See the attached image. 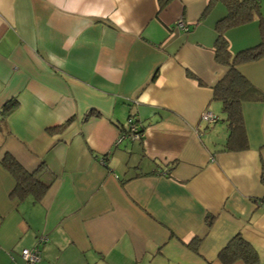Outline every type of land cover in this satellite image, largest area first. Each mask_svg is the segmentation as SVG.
I'll return each mask as SVG.
<instances>
[{"label": "crops", "instance_id": "0c3cea01", "mask_svg": "<svg viewBox=\"0 0 264 264\" xmlns=\"http://www.w3.org/2000/svg\"><path fill=\"white\" fill-rule=\"evenodd\" d=\"M158 3L0 0V111L17 100L0 113V264H23L24 247L35 264H222L236 233L264 261V99L241 103L247 147L227 149L213 93L228 69L214 56L226 7ZM224 35L231 54L255 45L257 18ZM237 67L264 91V57ZM5 153L50 181L39 200L10 196Z\"/></svg>", "mask_w": 264, "mask_h": 264}, {"label": "trees", "instance_id": "16d2710c", "mask_svg": "<svg viewBox=\"0 0 264 264\" xmlns=\"http://www.w3.org/2000/svg\"><path fill=\"white\" fill-rule=\"evenodd\" d=\"M168 0H158L159 9ZM226 13L215 23L216 38L214 42L215 59L227 66V72L214 86V98L221 102V109L226 115L228 136L225 147L229 150H238L247 147V136L242 121L241 103L246 100L264 99V91L259 90L251 84L247 78L239 71L238 65L243 62L264 57V16L261 13L259 0H222ZM205 12V11H204ZM203 12V14H204ZM257 18L260 40L253 46L242 48L231 54L228 49V41L224 31L228 27L237 26ZM17 104V100L10 99L2 107L1 116L7 115ZM131 116V115H129ZM133 117V116H131ZM137 124V131L142 132L140 124ZM70 119L58 125L48 127V131L62 130ZM124 134L129 133L128 127L124 129ZM122 134V133H121ZM123 134V135H124ZM122 136V135H121ZM1 165L13 176L14 186L10 191L11 197L18 199L30 195L34 200H39L47 190L50 181L43 180L39 175V167L32 171L25 169L19 161L10 153H5L1 159ZM211 221H208L209 225ZM199 238L196 237L190 244L196 245ZM218 260L222 264H230L240 260L244 264H264L260 263L256 248L240 233L234 234L227 243L219 250Z\"/></svg>", "mask_w": 264, "mask_h": 264}, {"label": "built area", "instance_id": "2783aa9c", "mask_svg": "<svg viewBox=\"0 0 264 264\" xmlns=\"http://www.w3.org/2000/svg\"><path fill=\"white\" fill-rule=\"evenodd\" d=\"M175 24L179 29H187V25L183 21V19L177 20ZM216 118H217L216 115H214L212 112L209 111H203V113L201 114V119L208 122H213L216 120ZM126 125L129 129V133L127 134V136L134 140L139 139L141 133L137 131L138 129L137 124L133 123L132 117L129 116L127 118ZM20 255L24 261L23 264H35L40 260L39 251L36 248L24 247L20 250Z\"/></svg>", "mask_w": 264, "mask_h": 264}]
</instances>
